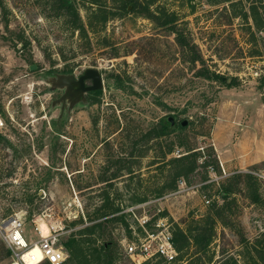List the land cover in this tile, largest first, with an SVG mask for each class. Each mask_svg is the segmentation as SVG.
Instances as JSON below:
<instances>
[{
  "label": "rangeland",
  "instance_id": "rangeland-1",
  "mask_svg": "<svg viewBox=\"0 0 264 264\" xmlns=\"http://www.w3.org/2000/svg\"><path fill=\"white\" fill-rule=\"evenodd\" d=\"M0 119V264L14 221L63 264H264V0H0ZM159 222L175 260L131 259Z\"/></svg>",
  "mask_w": 264,
  "mask_h": 264
},
{
  "label": "built area",
  "instance_id": "built-area-1",
  "mask_svg": "<svg viewBox=\"0 0 264 264\" xmlns=\"http://www.w3.org/2000/svg\"><path fill=\"white\" fill-rule=\"evenodd\" d=\"M208 203V201H206ZM146 222H142L144 224ZM141 224V225H142ZM157 232L146 234V237L139 239L138 242H131L125 246V251L131 259L138 258L139 261H146L150 258H160L166 263H172L177 255L171 233L162 222L156 224ZM10 242L17 247L19 254L16 261L18 264H25L21 260L26 254L31 244L26 242L21 245L14 236L9 238ZM40 252V258L34 254H29L34 264H63L66 259L65 251L57 245L56 238L52 232L47 238H39L36 242ZM30 251V250H29Z\"/></svg>",
  "mask_w": 264,
  "mask_h": 264
},
{
  "label": "bare ground",
  "instance_id": "bare-ground-1",
  "mask_svg": "<svg viewBox=\"0 0 264 264\" xmlns=\"http://www.w3.org/2000/svg\"><path fill=\"white\" fill-rule=\"evenodd\" d=\"M1 119H0V125H1ZM15 221L12 223L13 225V230L10 233V237L12 238L14 236V238L16 240L19 241V243L21 245H25L26 242L22 239V237L20 236L19 231L17 230V226L15 225ZM39 227V226H38ZM38 232L40 233V237L41 238H47L50 236V228L46 225V223L42 222L40 227L38 228ZM30 250V251H29ZM28 252L26 254H23L21 260L23 262H25V264H34L32 259L29 257V254H34L37 258H40V252H39V248L37 246V243H31V247L27 250ZM11 264H18V262L15 260L14 262H12Z\"/></svg>",
  "mask_w": 264,
  "mask_h": 264
},
{
  "label": "water",
  "instance_id": "water-1",
  "mask_svg": "<svg viewBox=\"0 0 264 264\" xmlns=\"http://www.w3.org/2000/svg\"><path fill=\"white\" fill-rule=\"evenodd\" d=\"M34 66H31L33 69ZM90 80L91 85L85 86V81ZM78 91L81 93H88L99 90L101 88V77L97 69H86L82 75L77 79ZM185 125V122L182 123Z\"/></svg>",
  "mask_w": 264,
  "mask_h": 264
},
{
  "label": "crops",
  "instance_id": "crops-1",
  "mask_svg": "<svg viewBox=\"0 0 264 264\" xmlns=\"http://www.w3.org/2000/svg\"><path fill=\"white\" fill-rule=\"evenodd\" d=\"M253 153L254 154H251L245 161V166L257 165L260 162H264V148L262 145L258 146L257 149H254Z\"/></svg>",
  "mask_w": 264,
  "mask_h": 264
},
{
  "label": "trees",
  "instance_id": "trees-1",
  "mask_svg": "<svg viewBox=\"0 0 264 264\" xmlns=\"http://www.w3.org/2000/svg\"><path fill=\"white\" fill-rule=\"evenodd\" d=\"M66 5H67V8L71 9V4L69 3V1H68V3H67ZM75 15H76V14H75ZM214 75H215V74H214ZM215 78L218 79V81H222V79H223L222 76H217V75H215ZM220 83H223L224 85H226V86H228V87L234 85V82H232V83L229 82V83H227V84H225L224 82H220ZM186 157H187V155L180 156L179 158L175 159V161H176V162H180V161L184 160ZM173 244H174V242H173ZM174 247H175V245H174ZM175 250H178V248L175 247Z\"/></svg>",
  "mask_w": 264,
  "mask_h": 264
}]
</instances>
